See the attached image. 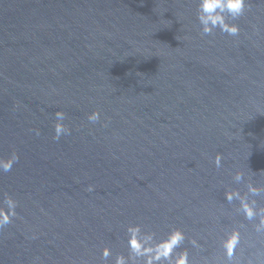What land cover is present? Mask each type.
<instances>
[{
    "label": "water",
    "instance_id": "obj_1",
    "mask_svg": "<svg viewBox=\"0 0 264 264\" xmlns=\"http://www.w3.org/2000/svg\"><path fill=\"white\" fill-rule=\"evenodd\" d=\"M247 3L230 36L202 33L198 0H0V157H19L0 173L17 201L0 264H105V246L114 264L137 223L197 238L193 264L242 224L236 258L264 264L224 196L264 186V0Z\"/></svg>",
    "mask_w": 264,
    "mask_h": 264
},
{
    "label": "clouds",
    "instance_id": "obj_2",
    "mask_svg": "<svg viewBox=\"0 0 264 264\" xmlns=\"http://www.w3.org/2000/svg\"><path fill=\"white\" fill-rule=\"evenodd\" d=\"M248 7L247 0H198L197 19L201 25L202 33L211 35L214 30L219 29L230 36H236L240 27L236 21ZM56 123L54 124L55 135L53 139L59 140L61 135L68 134L70 129L63 123L65 113L57 111L54 113ZM100 119V113L93 111L89 116L90 122ZM37 134H39L37 130ZM19 157L15 151L7 157H0V173L9 172ZM222 157L218 153L214 163L221 166ZM244 173L235 172L233 179L236 183L241 182ZM247 191L241 193L239 189L232 188L224 191V196L229 204L238 202L237 212L241 213L245 220L253 222L254 231L264 235V204H259L255 197L264 193V186H257L250 180L246 185ZM88 191L93 190L89 185ZM251 197V198H250ZM17 201L7 193L0 200V229L12 222L17 216ZM233 227L225 231L219 240V248L222 250L223 258L220 260H204L203 264H240L236 258L237 249L241 243L240 228ZM127 255L118 253L114 258V264H193L187 245L194 249H202V245L195 237H188L180 227H172L162 235L155 231H145L140 224H129L126 229ZM112 256L110 247L105 246L101 250V259L107 264L108 258ZM248 264H252L249 261Z\"/></svg>",
    "mask_w": 264,
    "mask_h": 264
}]
</instances>
